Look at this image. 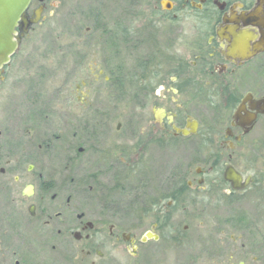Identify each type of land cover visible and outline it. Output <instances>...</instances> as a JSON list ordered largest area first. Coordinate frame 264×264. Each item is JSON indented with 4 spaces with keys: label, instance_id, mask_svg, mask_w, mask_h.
<instances>
[{
    "label": "flooded vegetation",
    "instance_id": "flooded-vegetation-1",
    "mask_svg": "<svg viewBox=\"0 0 264 264\" xmlns=\"http://www.w3.org/2000/svg\"><path fill=\"white\" fill-rule=\"evenodd\" d=\"M121 2L129 7L120 9L119 1L108 0L117 19L107 25L98 21L93 29L97 45L109 49L106 62H130L134 70L120 73L115 68L105 75L96 66L95 73H89L91 82L82 78L75 85L76 99L86 109L93 85L102 84L108 94L126 89L141 112H150L153 118L128 120L123 132L117 123L114 132L119 136L113 141L101 138L112 131L107 120L76 127L77 142L93 136L90 188L147 191L150 176L155 175L159 193L150 198L138 194L124 205L107 203L108 219L114 220L115 210L123 207L130 217L149 219L147 231L157 240L179 244L182 237L173 223L179 207L193 196L204 206L205 254L213 264H226L225 258L229 264H248L249 257L253 264H264V0ZM136 4L143 7L131 10ZM50 7L57 8L55 0L30 1L17 29V50L29 33L53 16ZM136 49L143 56L133 57ZM16 52L0 67V94L16 68ZM99 128L101 136L96 135ZM183 129L186 135L180 132ZM184 140L191 141L196 154L186 180L177 165L179 150L187 146L180 144ZM6 148L0 132V264H95L94 257L110 256L117 243L127 242L133 251L138 242L144 243L143 235L139 240L136 235H116L113 225L107 235H94V223L74 206L82 182L70 178L63 185L39 174L30 177L24 174L32 170L30 164L24 173L8 167ZM76 149L80 154L85 151L81 146ZM168 154L172 170L167 175L165 169L163 177L162 159ZM66 186L73 194L63 193ZM3 208L7 212L2 216ZM19 214L25 222L40 225L39 230L50 227L51 234L15 235ZM7 226L10 235H2ZM190 241L196 246L194 237Z\"/></svg>",
    "mask_w": 264,
    "mask_h": 264
},
{
    "label": "rangeland",
    "instance_id": "rangeland-1",
    "mask_svg": "<svg viewBox=\"0 0 264 264\" xmlns=\"http://www.w3.org/2000/svg\"><path fill=\"white\" fill-rule=\"evenodd\" d=\"M55 1L57 8H49L54 10L53 16L46 17L44 25H39L23 39L16 52V68L4 83L0 94V132L3 146L7 147L6 151L10 153L11 162L8 167L19 168L24 173L30 164L33 166L32 170L24 173L32 175L30 177L39 174L45 181L63 185L68 183L70 178L82 182L80 196L73 199L78 200V204L74 206L78 212L84 214L85 220L94 223V235H107L109 226L113 225L116 235L121 233L136 235L139 240L141 235L149 230L152 222L149 219L139 221L130 217L124 214V208L120 206L115 210L118 216L115 215L114 220H109L110 215L107 214L104 205L107 203L124 205L137 199L138 194L154 197L155 192H160L156 176H150V191L133 192L132 189L126 191L125 188L117 186H109L103 190L94 187L91 189L94 158L90 149L93 136L79 143L74 133L78 125L84 127L88 122L90 126L91 121L103 119L109 122L112 131L102 133L103 137L101 131H105L106 127L103 130L99 128L96 135L101 136L104 141L112 140L114 136L115 138L119 136L114 132L117 123H121L123 132L125 122L128 120L149 119L153 118V115L150 112H141L138 102L131 95H127L128 90H114L108 94L109 91L102 84L92 86L88 96L90 107L86 109L81 107L76 99L75 85L82 78L91 82L89 73L95 71L96 66H100L105 75H110L111 71L115 72V68H118L116 71L120 73L129 69L133 71L134 68L130 67L134 64L106 62L110 55L109 49L97 45L98 39L93 24L99 21L107 25L118 17L112 16L115 12L109 9V4L106 3L108 0ZM117 1L120 2L118 6L120 9L129 7L127 3L121 2L122 0ZM137 1L132 0V3L135 4ZM141 2L143 0H140ZM97 7L101 14L95 12ZM132 7L138 11L137 9L143 6L132 5L131 10ZM86 28L88 32L85 31ZM142 52L136 49L132 56L140 58L143 56ZM81 90L87 92L86 88ZM85 130L89 133L90 128L87 126ZM184 141L180 144L187 146L179 150L177 165L179 175L184 176L186 180L187 170L195 167L196 154L191 141ZM45 142L50 145L47 149ZM39 144L42 148L38 147ZM78 146L84 148L82 154L77 152ZM6 159L7 157L2 159L3 167H6ZM162 164L165 177V169L167 175L172 170L173 160L170 154L162 159ZM70 191L74 192L68 186L63 193L71 194ZM189 198L185 206L179 207L173 223L182 237L179 244L171 245L164 238H160L157 241L138 242L136 250L133 251L127 242H120L115 245L110 256L105 255L102 259L94 257L95 264H213V258L205 254L207 228L202 200L193 196ZM4 208L2 216L7 212ZM24 220L19 214L15 222L18 225L15 235L51 234L50 227L44 229L40 227L39 230L40 225L35 227ZM2 222L5 224V219ZM185 226L187 228L184 229ZM8 231L9 226L2 235H10ZM191 237L196 241L194 247L191 246ZM248 259V264H253L251 257ZM225 260L226 264H229L228 258ZM82 264L89 263L84 261Z\"/></svg>",
    "mask_w": 264,
    "mask_h": 264
},
{
    "label": "water",
    "instance_id": "water-1",
    "mask_svg": "<svg viewBox=\"0 0 264 264\" xmlns=\"http://www.w3.org/2000/svg\"><path fill=\"white\" fill-rule=\"evenodd\" d=\"M31 0H0V67L9 62L10 57L18 48V27L25 21L26 9ZM184 135L186 130H180ZM31 168V166H30ZM157 240L158 236L147 231L140 239L146 242L148 239Z\"/></svg>",
    "mask_w": 264,
    "mask_h": 264
}]
</instances>
